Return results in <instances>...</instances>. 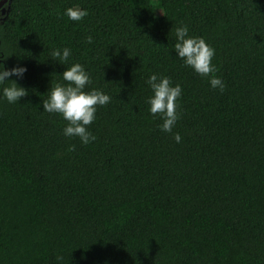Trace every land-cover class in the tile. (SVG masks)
Instances as JSON below:
<instances>
[{
	"label": "trees",
	"instance_id": "1",
	"mask_svg": "<svg viewBox=\"0 0 264 264\" xmlns=\"http://www.w3.org/2000/svg\"><path fill=\"white\" fill-rule=\"evenodd\" d=\"M180 24L223 91L176 58ZM72 63L110 97L87 145L42 111ZM0 64L27 69L8 78L27 94L0 99V264H264V0H12ZM152 73L182 88L171 133L148 112Z\"/></svg>",
	"mask_w": 264,
	"mask_h": 264
},
{
	"label": "clouds",
	"instance_id": "2",
	"mask_svg": "<svg viewBox=\"0 0 264 264\" xmlns=\"http://www.w3.org/2000/svg\"><path fill=\"white\" fill-rule=\"evenodd\" d=\"M65 15L71 21H80L87 15V10L70 7L65 9ZM188 32L189 29L184 24H180L174 30L175 43L172 49L176 58L181 61L182 66L191 68L198 76L206 77L210 88L223 91L224 83L215 75L216 67L212 63L215 50L202 37L189 36ZM86 39L88 43L92 42L91 37ZM70 55L71 50L68 47L53 49L50 53L51 60L61 65L69 60ZM26 70L22 66L5 69L0 64V99L10 104L17 103L27 94L24 88L8 79L12 76L22 77ZM60 75L66 83L57 82L49 88L47 98L41 100L42 111L59 114L67 122L62 134L65 137L78 138L82 145H87L96 139L88 130V126L96 119L97 106L108 104L110 97L97 89L85 91L86 86L92 81L80 63H72ZM145 83L151 91V95L145 101L149 114L160 118L161 123L158 127L161 131L171 133L178 120L177 102L182 94L180 84L173 85L168 76L157 73L148 75ZM173 140L180 143V134L173 133ZM69 147L71 150L73 146Z\"/></svg>",
	"mask_w": 264,
	"mask_h": 264
},
{
	"label": "water",
	"instance_id": "3",
	"mask_svg": "<svg viewBox=\"0 0 264 264\" xmlns=\"http://www.w3.org/2000/svg\"><path fill=\"white\" fill-rule=\"evenodd\" d=\"M11 2H12V0H1L0 1V11H1L2 14H5V12L9 9ZM5 5L7 7L6 8L7 10H5L3 8Z\"/></svg>",
	"mask_w": 264,
	"mask_h": 264
}]
</instances>
